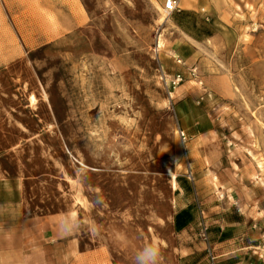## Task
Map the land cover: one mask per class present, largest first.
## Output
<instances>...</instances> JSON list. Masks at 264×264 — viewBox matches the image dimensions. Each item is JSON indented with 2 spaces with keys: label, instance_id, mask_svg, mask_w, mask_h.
Masks as SVG:
<instances>
[{
  "label": "rangeland",
  "instance_id": "rangeland-1",
  "mask_svg": "<svg viewBox=\"0 0 264 264\" xmlns=\"http://www.w3.org/2000/svg\"><path fill=\"white\" fill-rule=\"evenodd\" d=\"M72 1L89 20L58 32ZM236 11L190 47L154 0H0V175L27 214L70 215L79 250L96 249L59 264H134L152 242L176 264L189 170L194 187L237 179L264 211V0Z\"/></svg>",
  "mask_w": 264,
  "mask_h": 264
},
{
  "label": "crops",
  "instance_id": "crops-1",
  "mask_svg": "<svg viewBox=\"0 0 264 264\" xmlns=\"http://www.w3.org/2000/svg\"><path fill=\"white\" fill-rule=\"evenodd\" d=\"M162 8L163 0H154ZM178 10L169 17L172 31L181 45L196 47L220 35L215 26L232 27L236 8L260 9L262 0H176ZM56 12L57 31L69 32L82 26L88 15L72 1L74 8ZM171 230L177 237L176 264H209L211 251L216 264H260L264 247V211L256 205L249 188L235 179L219 190L210 185L194 187L177 179ZM197 183H200L197 182ZM204 184V183H200ZM22 183L0 175V264H59L66 255L87 258L80 251L74 218L66 214H27L22 201ZM200 214L206 225V241L200 236ZM68 263V262H67Z\"/></svg>",
  "mask_w": 264,
  "mask_h": 264
},
{
  "label": "built area",
  "instance_id": "built-area-1",
  "mask_svg": "<svg viewBox=\"0 0 264 264\" xmlns=\"http://www.w3.org/2000/svg\"><path fill=\"white\" fill-rule=\"evenodd\" d=\"M162 13L164 15V17L169 18L175 11L178 10V2L176 0H163V4H162ZM181 60H177V63L180 64ZM194 69L190 71V75H194ZM183 80V76L179 73L175 74L172 78V80H170V84L172 85V87H175L176 85H178L181 81ZM177 134L178 137L184 141L186 139V134L183 130H181L180 128L177 129ZM186 179L188 181H193V173L192 171H187L186 172ZM200 229H201V233L200 236L202 237L203 240H207L206 239V230L207 227L203 222H200ZM208 260H209V264H216V256L210 251L209 255H208Z\"/></svg>",
  "mask_w": 264,
  "mask_h": 264
},
{
  "label": "clouds",
  "instance_id": "clouds-1",
  "mask_svg": "<svg viewBox=\"0 0 264 264\" xmlns=\"http://www.w3.org/2000/svg\"><path fill=\"white\" fill-rule=\"evenodd\" d=\"M73 227L79 225L73 222ZM161 258V247L159 243H149L140 248L135 256L134 264H159Z\"/></svg>",
  "mask_w": 264,
  "mask_h": 264
},
{
  "label": "bare ground",
  "instance_id": "bare-ground-1",
  "mask_svg": "<svg viewBox=\"0 0 264 264\" xmlns=\"http://www.w3.org/2000/svg\"><path fill=\"white\" fill-rule=\"evenodd\" d=\"M159 49V48H158Z\"/></svg>",
  "mask_w": 264,
  "mask_h": 264
}]
</instances>
